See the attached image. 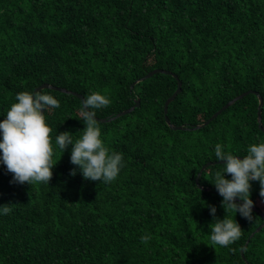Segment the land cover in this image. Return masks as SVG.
Listing matches in <instances>:
<instances>
[{
	"label": "trees",
	"instance_id": "trees-1",
	"mask_svg": "<svg viewBox=\"0 0 264 264\" xmlns=\"http://www.w3.org/2000/svg\"><path fill=\"white\" fill-rule=\"evenodd\" d=\"M153 69L168 72L141 79ZM25 91L60 101L44 112L57 164L49 185H30L0 163V206L12 208L0 214V264H264L259 181L252 222L225 210L213 184L226 163L216 144L243 159L264 143V0H0V121ZM74 92L111 100L95 110L125 164L111 183L85 180L72 145L55 144L86 127ZM225 217L242 235L213 245L211 225Z\"/></svg>",
	"mask_w": 264,
	"mask_h": 264
},
{
	"label": "clouds",
	"instance_id": "clouds-1",
	"mask_svg": "<svg viewBox=\"0 0 264 264\" xmlns=\"http://www.w3.org/2000/svg\"><path fill=\"white\" fill-rule=\"evenodd\" d=\"M10 106L6 118L0 121V163L13 174L14 183L32 185L36 182L48 184L52 179L53 142L52 129L46 123L44 112L47 108H59L60 101L44 92H21ZM81 118L85 124L82 136L75 141L71 132H61L55 137V144L63 153L69 145L71 163L79 166L85 180L111 183L115 181L125 166L123 155L110 152L101 139V130L96 119V111L106 108L111 100L99 92H93L82 101ZM217 161H224V171L216 172L214 186L223 197L222 206L239 213L252 222L254 219V202L250 198V181H259L260 196L264 197V143L252 144L248 154L239 157L225 152L221 144L215 146ZM225 173L231 179L225 178ZM75 169L71 175H75ZM239 198L242 203H237ZM12 211L9 204L0 206V214L8 215ZM210 214L215 218L216 208L210 207ZM242 235L237 221L225 217L215 219L211 225L210 240L213 245L226 247L234 243ZM149 235H142L140 241L147 244Z\"/></svg>",
	"mask_w": 264,
	"mask_h": 264
},
{
	"label": "water",
	"instance_id": "water-1",
	"mask_svg": "<svg viewBox=\"0 0 264 264\" xmlns=\"http://www.w3.org/2000/svg\"><path fill=\"white\" fill-rule=\"evenodd\" d=\"M158 71H162V72H165V73H167L168 71H163V70H161V69H153V70H151V71H149V72H147L143 77H141V79H145V78H148L149 76H151L152 74H154V73H156V72H158ZM47 86H49L48 85V83H43V84H41V85H39L36 89H35V91H37L38 89H40V88H43V87H47ZM50 87H53V88H56V89H58V90H64V89H62V88H59V87H55V86H50ZM180 91V81H178V83H177V88H176V90L165 100V102H164V105H163V112H164V114H165V121L169 124V119L167 118V116H166V112H167V105H168V103L174 98V96L176 95V93L177 92H179ZM74 94H76V95H78L79 97H80V99H81V101H83V97H82V95L81 94H77L76 92H74ZM245 93H242V94H240V95H238V96H236L234 99H232V100H230V101H228L224 106H222L218 111H216L215 113H213V115L209 118V120L210 119H212L213 117H215L217 114H219L223 109H225L227 106H229L232 102H234L236 99H238V98H240L241 96H243ZM136 102H138L137 100H136ZM82 105H83V103H82ZM260 106H261V99L259 98V103H258V110H257V122H258V126L259 127H261V122H260V112H261V110H260ZM127 110H125V111H122L121 113H124V112H126ZM120 114V113H119ZM6 118V116L3 118V119H5ZM207 122V121H206ZM170 127H174L173 125H171L170 124ZM209 164H211V162H207L205 165H202V167L200 168V170H202L203 168H205V166H207V165H209ZM200 174V172L197 174V176H196V180H197V178H198V175ZM260 228V227H259ZM259 228H257V229H259ZM240 252H242V251H240Z\"/></svg>",
	"mask_w": 264,
	"mask_h": 264
}]
</instances>
